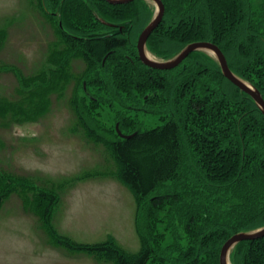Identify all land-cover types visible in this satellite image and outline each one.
<instances>
[{
  "label": "trees",
  "instance_id": "1",
  "mask_svg": "<svg viewBox=\"0 0 264 264\" xmlns=\"http://www.w3.org/2000/svg\"><path fill=\"white\" fill-rule=\"evenodd\" d=\"M73 2L94 19L75 20ZM146 2L29 0L54 36L41 71L19 75L21 87L32 81V90L15 101L0 100V122L8 124L18 113L33 118L47 110L53 95L70 97L78 126L88 131L95 129L81 108L87 101L98 103L107 122L113 114L122 117L127 129L138 122L126 121L130 113L156 117L154 126H137L124 133L129 137L110 142L119 175L135 192L139 209L149 199L148 218L139 224L143 250L132 256L111 244L88 250L118 264H220L230 236L264 226V114L206 51L192 52L169 70L145 65L136 40L153 17ZM162 2L163 19L147 42L152 54L169 59L190 42H215L231 69L264 98V0ZM136 3L149 15H139ZM23 180L0 174L6 187L0 202L21 189ZM170 181L174 190L164 192ZM236 249L233 264H255L264 258V236L241 241Z\"/></svg>",
  "mask_w": 264,
  "mask_h": 264
},
{
  "label": "rangeland",
  "instance_id": "2",
  "mask_svg": "<svg viewBox=\"0 0 264 264\" xmlns=\"http://www.w3.org/2000/svg\"><path fill=\"white\" fill-rule=\"evenodd\" d=\"M146 3L154 17L156 3ZM136 5L139 15H149L142 3ZM69 9L79 22L94 19L74 2ZM44 22L29 0H0V100L5 103L29 93L32 81L21 87L18 78L41 71L45 64L54 34ZM77 86L83 95V81ZM70 100L53 95L47 110L33 118L19 109L23 115L18 113L8 124L0 122V174L23 178L25 191H12L0 202V264H118L96 257L88 248L111 244L129 256L144 248L139 224L148 218L149 199L139 209L135 192L119 175L110 142L120 137L118 130L145 129L158 119L130 113L126 121L134 117L138 122L127 129L122 117L113 114L108 123L98 103L87 101L81 108L95 129L90 133L78 126V110ZM174 185L166 183L163 191H173ZM4 188L0 182V192ZM263 261L260 257L255 264Z\"/></svg>",
  "mask_w": 264,
  "mask_h": 264
},
{
  "label": "water",
  "instance_id": "3",
  "mask_svg": "<svg viewBox=\"0 0 264 264\" xmlns=\"http://www.w3.org/2000/svg\"><path fill=\"white\" fill-rule=\"evenodd\" d=\"M109 3H127L133 0H105ZM156 3L157 11L154 18L144 27L141 31L138 40H137V50L140 60L147 66L151 68L161 69V70H169L179 66L185 58H187L192 52L197 50H204L208 53L215 56L217 59L221 70L224 76L229 79L233 84L239 87L243 92L247 93L251 96L255 102L261 108L262 113L264 114V98L261 95V92L255 88L250 82L245 80L244 78L237 75L229 66L228 60L221 50V48L215 43L211 41H195L190 42L186 46H184L177 54H175L172 58L167 60H159L156 57H151L149 55V51L147 49V42L151 34L154 30L160 25L164 12L165 6L162 0H152ZM121 137L127 138L130 135L124 134L119 131ZM264 236V226L251 231H241L230 236L222 245L220 251V264H231L230 262V253L232 248L235 247L241 241L256 239Z\"/></svg>",
  "mask_w": 264,
  "mask_h": 264
},
{
  "label": "flooded vegetation",
  "instance_id": "4",
  "mask_svg": "<svg viewBox=\"0 0 264 264\" xmlns=\"http://www.w3.org/2000/svg\"><path fill=\"white\" fill-rule=\"evenodd\" d=\"M106 2H107V1H106ZM108 3H109V2H108ZM140 33H141V32H140ZM140 33L138 34V37H139ZM138 37H137V38H138ZM136 47H137V42H136ZM137 51H138V50H137Z\"/></svg>",
  "mask_w": 264,
  "mask_h": 264
},
{
  "label": "bare ground",
  "instance_id": "5",
  "mask_svg": "<svg viewBox=\"0 0 264 264\" xmlns=\"http://www.w3.org/2000/svg\"><path fill=\"white\" fill-rule=\"evenodd\" d=\"M149 55H150L151 57H155V56H153V54H151L150 52H149Z\"/></svg>",
  "mask_w": 264,
  "mask_h": 264
}]
</instances>
